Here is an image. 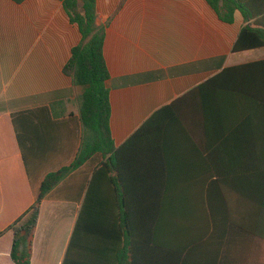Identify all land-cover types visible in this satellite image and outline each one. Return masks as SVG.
I'll return each mask as SVG.
<instances>
[{
	"label": "crops",
	"instance_id": "crops-1",
	"mask_svg": "<svg viewBox=\"0 0 264 264\" xmlns=\"http://www.w3.org/2000/svg\"><path fill=\"white\" fill-rule=\"evenodd\" d=\"M96 2L112 106L107 189L98 182L77 232L100 160L60 181L42 203L31 264H263L260 242L212 222V172L253 168L243 156L260 153L264 137L257 107L237 97L240 84L207 83L264 60L233 52L243 15L225 23L207 0ZM81 41L60 0H0V264H15L9 228L41 182L79 152L80 90L64 69ZM234 176L226 187L247 184ZM225 193L233 217L248 213L253 227L258 206Z\"/></svg>",
	"mask_w": 264,
	"mask_h": 264
},
{
	"label": "trees",
	"instance_id": "trees-1",
	"mask_svg": "<svg viewBox=\"0 0 264 264\" xmlns=\"http://www.w3.org/2000/svg\"><path fill=\"white\" fill-rule=\"evenodd\" d=\"M23 3L25 0H14ZM73 24H77L82 34V41L72 50L71 58L65 66L64 72L73 79L75 87L80 93L75 99L79 109L82 127L81 146L76 158L69 166L48 174L39 185L34 204L10 226L13 232L11 258L15 264H31L33 243L39 222L41 206L49 192L73 171L81 168L87 162L100 160V168L95 172L89 184L87 196L77 224V232L86 220L91 218L92 200L98 191V182L107 189L108 153L114 150L111 134V96L107 87L110 78L109 69L104 56L106 26H97L96 0H60ZM217 12L220 19L228 24L235 22L236 12L243 15L245 25L242 27L233 52H244L264 48V0H207ZM207 83H223L225 78L240 84L238 99L254 103L260 115L259 127L264 132V60L252 62L235 68L227 69ZM172 109L167 106L156 115L168 113ZM155 115V116H156ZM260 153L245 154L243 161L254 164L253 168L239 172L225 174L219 170L212 172V222L213 227L220 222H226L253 237L262 246V260L264 264V137H261ZM235 175V176H234ZM241 177L247 182L242 188L234 185L225 186L224 182L230 177ZM249 184V185H248ZM248 187V188H247ZM226 190L238 191L239 195L253 200L260 212L258 222L253 223L248 213H241L242 220L233 217L232 204L226 197ZM222 202V203H221ZM257 223V225H256ZM220 226V224H219ZM74 232L68 255L75 248ZM3 232L0 230V236ZM224 234V233H223ZM214 236V235H213ZM68 258V256H67ZM66 264V262H65ZM68 264V262H67Z\"/></svg>",
	"mask_w": 264,
	"mask_h": 264
},
{
	"label": "rangeland",
	"instance_id": "rangeland-1",
	"mask_svg": "<svg viewBox=\"0 0 264 264\" xmlns=\"http://www.w3.org/2000/svg\"><path fill=\"white\" fill-rule=\"evenodd\" d=\"M247 54H254L256 57H262L264 49L248 52Z\"/></svg>",
	"mask_w": 264,
	"mask_h": 264
}]
</instances>
